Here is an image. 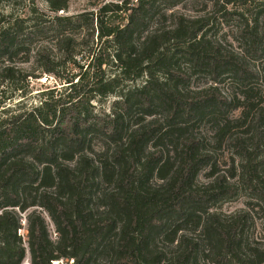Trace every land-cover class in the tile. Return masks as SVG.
I'll return each instance as SVG.
<instances>
[{
	"label": "trees",
	"instance_id": "trees-1",
	"mask_svg": "<svg viewBox=\"0 0 264 264\" xmlns=\"http://www.w3.org/2000/svg\"><path fill=\"white\" fill-rule=\"evenodd\" d=\"M44 1L52 17L33 3L12 21L0 13V84L30 76L16 67L18 55L67 84L0 116V264L21 263L23 231L32 264H264V243L245 231L247 212L216 209L236 194L235 177L264 201L257 25L245 23L237 51L206 37L204 16L175 10L182 0H121L70 15L58 14L70 0ZM253 1L264 16V0H239ZM42 22L56 24L52 49L65 60L46 44L33 47ZM95 40L87 55L79 49ZM79 54L90 61L77 63ZM68 60L83 73H66ZM109 63L117 72L105 78ZM199 73L209 84L186 88ZM112 94L109 110L97 112L93 101Z\"/></svg>",
	"mask_w": 264,
	"mask_h": 264
},
{
	"label": "rangeland",
	"instance_id": "rangeland-1",
	"mask_svg": "<svg viewBox=\"0 0 264 264\" xmlns=\"http://www.w3.org/2000/svg\"><path fill=\"white\" fill-rule=\"evenodd\" d=\"M121 0H70L68 3V9L66 11H59L60 15H70L76 14L84 11L95 12L100 6L105 3L119 2ZM34 4L38 8L40 13L50 15L47 4L44 0H13L10 2L2 3L0 5V13L6 16L5 20L12 21L15 17L21 16L26 12L27 8ZM175 10L179 13L185 14L187 16H204L208 22V28L205 31V35L212 41L220 42L226 48H233L237 51L244 49L245 40L241 37L240 32L244 28L245 23L249 25H257L258 33L264 38V16L259 15L260 6L257 1H253L247 6V4H241L239 0H182ZM251 10V11H249ZM42 18H45V16ZM50 18V17H49ZM46 24V32L40 35V40L36 41L33 47L39 44H46L49 50H51L52 55L55 56L60 61L65 60L63 56L60 55L56 50H53L54 40L57 35V26L54 22H42V25ZM82 33V32H81ZM80 36V35H79ZM96 40L90 41L88 44L80 45L79 49L87 55V52L92 49H96ZM98 47L100 43L97 44ZM97 47V48H98ZM80 51V52H81ZM83 52L81 53L83 55ZM77 55L76 62L78 63H88L89 60L79 61L80 55ZM249 56V55H248ZM22 58L21 55L15 57L16 67L24 68V70L30 74L26 79L21 78V74H16L12 81L0 84V116L3 115L4 110L16 111L20 108H27L31 106H36L40 103L42 99V92L53 87L66 86L64 81L53 76L49 73L41 72L37 62L34 60V56L30 57V60L26 63H20L18 59ZM251 58V56H249ZM256 67L261 66L262 59L259 57H254L249 60ZM66 73H77L82 74L83 70H79L76 65L68 60L65 64ZM104 77H111L116 74L117 70L115 65L107 64L103 65ZM84 69V68H83ZM79 72V73H78ZM91 72H96L91 69ZM50 76L44 80V76ZM39 75L41 78H34L33 76ZM142 80L136 81L140 84ZM126 84H131L130 82H125ZM209 84L207 77L203 74H195L190 79L189 83L186 84V88L196 89ZM211 84V81H210ZM259 88H264V78H260L257 82ZM223 93L228 94L231 91V85H229L228 79H220L216 84ZM15 86L21 88V90H16ZM24 87V88H23ZM116 98L115 94L109 95L103 99H95L93 104L97 112L102 110H109L112 101ZM264 104V103H263ZM233 115H238V111L233 112ZM198 130L201 132H206L209 135V126L202 123L199 124ZM211 130V129H210ZM211 132V131H210ZM211 135V133H210ZM230 149L223 147L221 151H218L219 155L224 156L226 164L230 163ZM261 174L264 176V141L261 152ZM237 162V158L234 157ZM200 181L205 180L204 175L201 174L199 177ZM233 182L238 183L236 194L227 200L221 201L217 204L216 209L224 213H235L239 210L247 212L248 219L245 228L247 236L255 237L261 243H264V201L255 196L246 184L238 182V178L235 177ZM42 215L46 220L47 228L52 240H56L58 235L55 232V228L50 221L47 214L42 211ZM24 236H22V243L25 248V255L20 264H32L30 260V255L27 248V238L26 232L23 231ZM73 259V258H71ZM74 260V259H73Z\"/></svg>",
	"mask_w": 264,
	"mask_h": 264
},
{
	"label": "built area",
	"instance_id": "built-area-1",
	"mask_svg": "<svg viewBox=\"0 0 264 264\" xmlns=\"http://www.w3.org/2000/svg\"><path fill=\"white\" fill-rule=\"evenodd\" d=\"M47 78H51L50 76H44V80H47ZM51 264H74V260L71 258H60V259H54L50 261Z\"/></svg>",
	"mask_w": 264,
	"mask_h": 264
}]
</instances>
